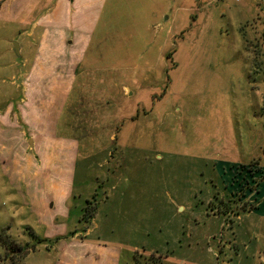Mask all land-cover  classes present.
I'll return each instance as SVG.
<instances>
[{
	"label": "rangeland",
	"instance_id": "1",
	"mask_svg": "<svg viewBox=\"0 0 264 264\" xmlns=\"http://www.w3.org/2000/svg\"><path fill=\"white\" fill-rule=\"evenodd\" d=\"M80 1L0 0V264H264L235 217L264 177V0ZM80 33L72 93L25 115L38 48Z\"/></svg>",
	"mask_w": 264,
	"mask_h": 264
},
{
	"label": "crops",
	"instance_id": "2",
	"mask_svg": "<svg viewBox=\"0 0 264 264\" xmlns=\"http://www.w3.org/2000/svg\"><path fill=\"white\" fill-rule=\"evenodd\" d=\"M106 1L107 0H98L96 5H93L92 0H81L79 5L82 6V12L86 13L85 16H88V20H92V16L89 17V15L93 13L90 12L92 11L91 9H93L95 6H99L101 7V10L102 7H105ZM69 8L72 9V4L69 6ZM87 8L90 10H88ZM36 28L37 26L33 25L31 29L36 30ZM58 30L62 32L63 29ZM91 31L92 30H87L86 32L92 34ZM86 35L87 34L82 35V33H80L77 34V37L71 39L69 38V35L63 36L64 38L62 39L55 38L56 40L60 41H58L57 43H54L56 40L53 41V39L56 36H53V39L51 38V40L53 41L52 48H38V50L36 51L37 54L35 61L33 62V64H31V68L22 72V84L20 88L22 89V93L24 95L20 99V102L24 105L25 115H27V113H29L30 115L31 111L34 109V107L32 108V106H36L37 104H39L40 106L39 100L37 102V97L39 98L46 92L50 95L65 93V97L68 94L72 93L75 84L74 81L76 79L75 77H77L76 73L81 71L79 69L77 70V65L80 62L79 55L82 51V49H80L79 47L83 43H85L83 37ZM66 41L69 42L66 43ZM46 52L53 53V57L50 61L45 60V56L43 57V53ZM43 86L45 89L48 88L49 90L43 91ZM122 91L123 94L127 93L128 87L124 86ZM31 98L33 99V103L30 102ZM27 109L32 110H30L29 112V110ZM25 134L26 132L22 130L20 137L22 142L24 141L23 137L25 136ZM29 137H31L30 142L33 146H36L37 141H41V135L39 134L36 135L31 132L29 134ZM261 178L256 184V194L253 197V208L245 213L241 212L238 214L237 212L235 216L237 220L243 219L244 225L242 231L243 233H247V235L251 234V237L256 230L260 231L261 229H264V177L262 179ZM242 199L248 201L247 198ZM252 211L254 212V215ZM255 212H257L258 215H256ZM113 256L110 255L108 264H113V260L115 259V256Z\"/></svg>",
	"mask_w": 264,
	"mask_h": 264
},
{
	"label": "water",
	"instance_id": "3",
	"mask_svg": "<svg viewBox=\"0 0 264 264\" xmlns=\"http://www.w3.org/2000/svg\"><path fill=\"white\" fill-rule=\"evenodd\" d=\"M14 44H15L14 51L18 54V45H17V43H14Z\"/></svg>",
	"mask_w": 264,
	"mask_h": 264
},
{
	"label": "trees",
	"instance_id": "4",
	"mask_svg": "<svg viewBox=\"0 0 264 264\" xmlns=\"http://www.w3.org/2000/svg\"><path fill=\"white\" fill-rule=\"evenodd\" d=\"M264 35V34H263Z\"/></svg>",
	"mask_w": 264,
	"mask_h": 264
}]
</instances>
